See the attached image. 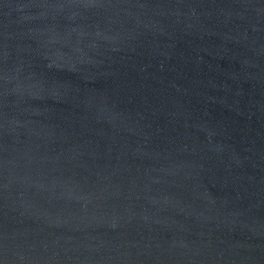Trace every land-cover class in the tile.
I'll return each instance as SVG.
<instances>
[{"label": "water", "instance_id": "water-1", "mask_svg": "<svg viewBox=\"0 0 264 264\" xmlns=\"http://www.w3.org/2000/svg\"><path fill=\"white\" fill-rule=\"evenodd\" d=\"M0 264H264V0H0Z\"/></svg>", "mask_w": 264, "mask_h": 264}]
</instances>
